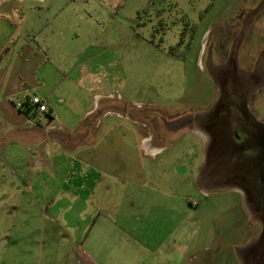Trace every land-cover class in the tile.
<instances>
[{
    "label": "rangeland",
    "instance_id": "obj_1",
    "mask_svg": "<svg viewBox=\"0 0 264 264\" xmlns=\"http://www.w3.org/2000/svg\"><path fill=\"white\" fill-rule=\"evenodd\" d=\"M6 1L11 2L4 3L0 10H7V4H11L15 9L11 14L23 27L40 23L42 28L31 35L33 45L40 51L49 49L55 62L63 63L62 67L85 60L88 78L96 84L85 94H75L77 87L65 86L66 105L79 113L91 105L94 91L104 92L96 98L100 107L124 101L134 105L132 116L137 111L139 120L134 124L128 113H115L118 117L102 118L101 128L106 122H117L138 134L139 129L146 128L163 131L167 147L151 167L152 172L159 170L166 177L181 176L175 201L180 225L173 237H180L183 243L182 255L189 256L186 264H240L245 254L252 256L253 264H258L259 254V261L264 264V213L252 203L260 198L254 190L264 189V171L260 172L261 181L258 175L247 176V194L250 191L253 195L250 199L234 182L244 179L236 177L233 170L241 167L240 172L249 175L254 165L264 166V0ZM234 48L239 49L240 69L235 66L232 73L238 81L233 82L232 78L225 84L239 86V93L245 95L240 101H233L223 92L220 82L225 80L227 70L221 66L215 73L217 68L207 65L209 58L218 61ZM23 95L18 94L15 100ZM65 104L66 109L59 107L57 113L64 112L69 117ZM188 113L199 115L203 120L199 124L208 133L203 136L190 126L167 128L177 117ZM71 118L67 128L74 130L75 122L81 119ZM31 119V123L38 124L33 115ZM213 122L214 130L219 129L222 134L212 130L211 136ZM31 123L27 126L32 127ZM7 127L0 138L14 137L7 139V148L0 140V255L4 243L6 246L0 264L15 263L17 246L13 240L27 237L28 230L20 227L30 224L32 206L24 177L28 168L13 162L17 159L19 165L22 161L23 153L13 139L18 134L11 132L10 125ZM206 150L208 155L204 154ZM73 151L65 150L67 154ZM206 158L209 165L212 163L210 169L218 184L205 188L199 187V180ZM167 161L169 165L159 166ZM71 203L70 199L68 204ZM82 203L77 200L75 204ZM255 216L262 217L260 222ZM251 239L255 242L252 249ZM51 241L48 248L56 249ZM74 248L65 243L64 255L54 263L63 264L67 259L73 264L70 252Z\"/></svg>",
    "mask_w": 264,
    "mask_h": 264
},
{
    "label": "crops",
    "instance_id": "obj_2",
    "mask_svg": "<svg viewBox=\"0 0 264 264\" xmlns=\"http://www.w3.org/2000/svg\"><path fill=\"white\" fill-rule=\"evenodd\" d=\"M6 2L11 1L1 0L0 8ZM9 3L7 10H0V134L7 132V125L18 134L13 139L23 153L22 161L19 165L17 159L13 162L28 168L24 177L32 203L30 224L20 227L28 230L27 237L13 240L17 246L14 264H55L64 255L65 243L75 247L70 252L73 264H186L189 256L182 255L183 243L180 237H173L180 225L175 201L181 189V176L166 177L159 170L152 172L151 167L166 150L163 131L146 128L139 129L138 134L117 122H106L101 128L102 118L118 117L115 113H128L134 124L139 120L137 111L132 116L134 105L124 101L120 105L108 103L100 107L96 98L105 95L104 92L94 91L90 95L91 105L79 113L66 105V87H77L75 94L77 91L85 94L96 84L88 78L85 60L62 67L63 63L55 62L49 49L40 51L31 37L34 30L42 28L38 26L40 23L34 27L31 22L23 27L15 14H11L15 9ZM238 55L239 49L234 48L218 61L209 58L208 68H217L215 73L221 66L226 70L235 66L240 69ZM26 88L47 100V111L33 115L38 124L31 123L15 105L18 94H24L18 100L26 96ZM63 104L69 109V117L64 112L57 113ZM71 117L82 120L75 122L74 130L67 128ZM199 121H203L199 115L188 113L177 117L167 128L190 126L204 136L208 132ZM28 123L33 126H27ZM52 124L56 127L47 129ZM212 126L211 136L213 131L222 134L223 131L214 130V122ZM9 138H0L6 148ZM70 149L74 151L67 154L65 150ZM204 160L199 187H212L218 183L210 169L212 163L209 165L208 158ZM169 162L159 166H167ZM70 199L72 205L68 204ZM77 200L83 202L82 206L75 204ZM51 240L56 249L48 248ZM254 244L253 240L249 248L255 247ZM2 248L0 256L4 258L5 243ZM251 257L245 254L240 264L253 260ZM63 264H69V260L64 259Z\"/></svg>",
    "mask_w": 264,
    "mask_h": 264
},
{
    "label": "flooded vegetation",
    "instance_id": "obj_3",
    "mask_svg": "<svg viewBox=\"0 0 264 264\" xmlns=\"http://www.w3.org/2000/svg\"><path fill=\"white\" fill-rule=\"evenodd\" d=\"M232 72H234V69H228L227 70V75H226V78H225V80L224 81H221L220 83L223 85V88H224V91L223 92H226L228 95H230L229 96V98L230 97H232V100L233 101H236V100H238V101H240V99L242 98V100H243V97L245 96L244 95V93H239V86L238 85H236L235 83H233V87L231 86V87H229V86H227L225 83H226V81H231V79H232V81L234 82V81H238V78L236 79L235 78V73H232ZM227 88V90H226V88ZM236 89H238V91H236ZM229 90L231 91V93L229 92ZM248 92V91H247ZM247 95H250V93H248ZM235 96V97H234ZM236 99V100H235ZM251 136H253V135H251ZM247 139L248 140H250V136L248 135V137H247ZM145 141V140H144ZM256 141V140H255ZM257 144V143H256ZM253 168H254V170H251V172L252 173H249V175H244V174H242L241 172H240V170H241V167H239V168H233V170H235L236 172H237V174H234L236 177H237V175L239 176H242L241 178H243L244 180H242V182H240V180H236V181H234L235 183H237V185L239 186V188H241V189H243V191L246 193L245 195H247L248 197L250 196V199H251V197H253V195L252 194H250L249 192H248V194H247V190H248V185H247V183H249V181H248V179H247V176H250V177H253L254 175H258L259 176V178H260V172H262V171H264V166L262 167V164L260 163V165L257 167V168H255V165L253 166ZM263 169V170H262ZM252 175V176H251ZM260 181H261V178H260ZM240 189V190H241ZM255 191V193H256V197L257 198H263L262 196H264V189H261L260 191H258V190H254ZM259 198V200H260V205H259V200H258V202H256V201H254V202H252L253 203V205L257 208V210L258 211H261L262 213H264V210L262 209L263 208V204H264V202L261 200ZM263 215V214H262ZM261 217V216H260ZM263 217H264V215H263ZM262 218V217H261ZM259 259H261L260 258V255L258 254L257 255V258H256V263L258 262V264H261V261H259ZM246 264H253V260H251V261H249L248 263L246 262Z\"/></svg>",
    "mask_w": 264,
    "mask_h": 264
},
{
    "label": "built area",
    "instance_id": "obj_4",
    "mask_svg": "<svg viewBox=\"0 0 264 264\" xmlns=\"http://www.w3.org/2000/svg\"><path fill=\"white\" fill-rule=\"evenodd\" d=\"M1 1V0H0ZM109 95H114L113 93H110ZM26 102V103H25ZM29 107H31L33 110H35L36 112H40V113H45L48 109V103L47 100L42 98L41 96H39L38 94H36L35 92H32L29 88H26V96L21 99V100H17L15 102V105L17 107H19L20 109H24L25 104ZM29 119L32 121L31 116L28 115ZM52 127H56L54 124L52 125H48L47 129H50ZM57 127L60 128V126L58 125ZM3 125L1 127V129H3ZM203 192V189H201ZM205 192V191H204ZM203 192V193H204Z\"/></svg>",
    "mask_w": 264,
    "mask_h": 264
},
{
    "label": "trees",
    "instance_id": "obj_5",
    "mask_svg": "<svg viewBox=\"0 0 264 264\" xmlns=\"http://www.w3.org/2000/svg\"><path fill=\"white\" fill-rule=\"evenodd\" d=\"M26 103V102H25ZM24 103V104H25ZM20 109V108H19ZM22 112H24L26 115H30V116H32V115H34V114H36L37 112L35 111V110H33L31 107H29V106H27L26 104H25V107H24V109H20Z\"/></svg>",
    "mask_w": 264,
    "mask_h": 264
}]
</instances>
